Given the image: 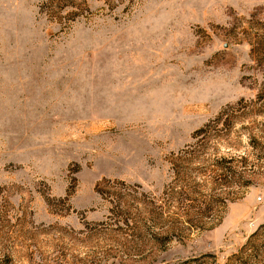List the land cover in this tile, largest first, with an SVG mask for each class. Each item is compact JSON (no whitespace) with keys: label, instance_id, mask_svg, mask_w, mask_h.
<instances>
[{"label":"rangeland","instance_id":"1","mask_svg":"<svg viewBox=\"0 0 264 264\" xmlns=\"http://www.w3.org/2000/svg\"><path fill=\"white\" fill-rule=\"evenodd\" d=\"M263 135L264 0H0V264H226Z\"/></svg>","mask_w":264,"mask_h":264},{"label":"trees","instance_id":"2","mask_svg":"<svg viewBox=\"0 0 264 264\" xmlns=\"http://www.w3.org/2000/svg\"><path fill=\"white\" fill-rule=\"evenodd\" d=\"M249 147L254 161H264V135L259 138L250 136ZM248 166H256V164L249 165L248 157L238 156L237 159L231 158L228 160L224 171L240 179L245 174L244 172ZM226 264H264V225L249 236L241 249L228 258Z\"/></svg>","mask_w":264,"mask_h":264}]
</instances>
